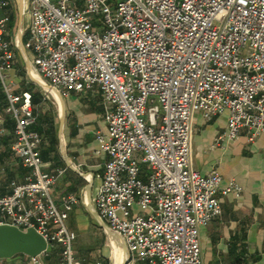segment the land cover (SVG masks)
<instances>
[{"label": "built area", "instance_id": "obj_1", "mask_svg": "<svg viewBox=\"0 0 264 264\" xmlns=\"http://www.w3.org/2000/svg\"><path fill=\"white\" fill-rule=\"evenodd\" d=\"M25 1L45 91L102 94L108 131L96 136L108 159L93 201L124 241L126 264H203L199 227L221 214V194L242 187L193 166V116L228 111L216 142L244 130L264 141V0ZM6 31L2 18L0 82L15 119L12 148L30 172L0 195V223L35 227L47 240L27 264H84L67 223L79 198L53 196L65 169L43 167L42 135L30 128L39 113L32 92H16L9 78L16 52Z\"/></svg>", "mask_w": 264, "mask_h": 264}, {"label": "crops", "instance_id": "obj_2", "mask_svg": "<svg viewBox=\"0 0 264 264\" xmlns=\"http://www.w3.org/2000/svg\"><path fill=\"white\" fill-rule=\"evenodd\" d=\"M2 18H7L6 37L16 52L9 78L16 92H32L33 105L39 113L30 128L42 135L43 167L65 169L53 187V196L57 202L69 193L79 198L67 220L77 234L76 256L84 264H96L99 260L110 264L109 254L102 250L108 244L113 256L117 247L115 256H122V264H126L124 241L99 216L93 201L108 159L96 136L98 130L108 131L100 90L65 93L49 86L53 97L47 96L28 45L31 15L26 1L0 0ZM7 102L0 82V195L10 192L13 179L24 181L30 172L12 148L15 119L6 111ZM227 122L226 110L211 120L200 111L193 116V166L203 174L218 169L223 176L222 185L234 180L242 187L241 191L221 194V214L199 227L202 261L203 264H264V141L261 137L250 140L244 130L236 139L216 142L226 131ZM58 256L59 248L47 257L48 263H54ZM10 261L27 264L29 256L18 253L5 259Z\"/></svg>", "mask_w": 264, "mask_h": 264}, {"label": "water", "instance_id": "obj_3", "mask_svg": "<svg viewBox=\"0 0 264 264\" xmlns=\"http://www.w3.org/2000/svg\"><path fill=\"white\" fill-rule=\"evenodd\" d=\"M102 223L107 226L104 221ZM46 247L47 240L35 227L22 229L14 224L0 223V257L11 258L18 253L35 256Z\"/></svg>", "mask_w": 264, "mask_h": 264}, {"label": "rangeland", "instance_id": "obj_4", "mask_svg": "<svg viewBox=\"0 0 264 264\" xmlns=\"http://www.w3.org/2000/svg\"><path fill=\"white\" fill-rule=\"evenodd\" d=\"M47 94H49L50 97H53V94L50 91H46V95ZM102 250H104V252H106L107 254H109V258L111 260V263L110 264H113V263L114 264H122L124 262V260H122L123 259L122 256L121 257H118L117 255L115 256L117 247H115L114 256L112 254V247H111V245H108V244L107 245H104V247L102 248Z\"/></svg>", "mask_w": 264, "mask_h": 264}, {"label": "trees", "instance_id": "obj_5", "mask_svg": "<svg viewBox=\"0 0 264 264\" xmlns=\"http://www.w3.org/2000/svg\"><path fill=\"white\" fill-rule=\"evenodd\" d=\"M32 96H33V94H32ZM41 154H42V152H41ZM42 157H43V155H42ZM56 249H58V247H54V248H53L52 254L56 252ZM19 254L26 255V254H24V253H19Z\"/></svg>", "mask_w": 264, "mask_h": 264}]
</instances>
